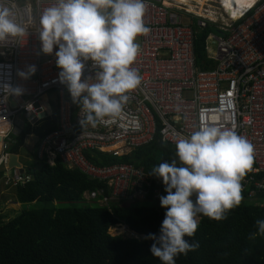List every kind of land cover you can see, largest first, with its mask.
<instances>
[{"label":"built area","instance_id":"1","mask_svg":"<svg viewBox=\"0 0 264 264\" xmlns=\"http://www.w3.org/2000/svg\"><path fill=\"white\" fill-rule=\"evenodd\" d=\"M144 24L149 31L136 38L140 50L132 67L138 70L141 84L128 93V101L116 118H105L96 127H83L84 113L74 103L68 87L59 79L54 46L51 55L42 52L39 19L55 0H0L17 12V22L27 35L0 43V166L1 185L7 189L25 185L31 177L24 168H8L9 148L29 127L56 116L55 129L36 140L34 159L52 166L57 160L68 170L77 171L100 188L85 193L86 201L130 206H161L166 196L161 178L149 175L142 167L114 164L98 167L85 156L98 153L122 158L153 143L157 137L176 148L175 141L189 137L201 121L234 129L254 147V164L242 178V200L264 207V0L244 10L230 23L217 25L208 45H215L209 57L216 65L210 71L195 67L194 42L198 30L207 23L217 24L216 16L205 12L198 30L185 24L179 10L172 11L166 0H144ZM82 81L95 79L98 68L84 62ZM35 65L36 72L22 79L18 71ZM21 88V95H7L3 85ZM52 92L53 102L40 98ZM22 115V117H20ZM195 200V197H192ZM198 222L199 218L197 216Z\"/></svg>","mask_w":264,"mask_h":264},{"label":"clouds","instance_id":"2","mask_svg":"<svg viewBox=\"0 0 264 264\" xmlns=\"http://www.w3.org/2000/svg\"><path fill=\"white\" fill-rule=\"evenodd\" d=\"M14 8L0 3V43L28 34L17 22ZM145 11L144 0H55L41 13V50L51 55L58 46L59 79L84 113L80 120L83 129L96 127L106 117H118L128 93L141 84V76L132 65L140 50L136 38L149 31L144 24ZM89 60L99 70L94 80L82 81L84 62ZM35 72V65H31L17 74L28 79ZM3 90L17 96L23 91L9 84L3 85ZM175 144L178 160L161 162L149 174L161 178L167 192L160 197L161 207L167 209L160 234L145 237L154 241L150 251L162 264H176L178 255H187L199 246L184 239L194 237L198 215L220 221L239 206L241 180L254 164L251 142L234 129L204 121ZM255 225L257 232L249 239L264 236V219L256 220Z\"/></svg>","mask_w":264,"mask_h":264},{"label":"trees","instance_id":"3","mask_svg":"<svg viewBox=\"0 0 264 264\" xmlns=\"http://www.w3.org/2000/svg\"><path fill=\"white\" fill-rule=\"evenodd\" d=\"M184 15L186 22L194 27L197 19ZM214 26L208 23L196 34L194 58L198 70L215 68L216 63L206 52ZM55 127L56 116L52 114L39 121L33 130L27 127L15 138V145L8 152L19 155L26 137L32 135L39 141ZM175 153L174 146L157 137L150 145L126 157L98 153H86L85 156L98 167L128 164L150 173L161 162L178 160ZM28 174L30 182L12 188V197L22 206L40 204L41 207L22 209L5 223L0 219V264H162L150 251L154 241L145 237L149 233L160 234L166 208L151 204H111L108 208L86 201L83 195L101 185L77 171L68 170L57 160L51 167L40 163L36 171ZM74 202L80 204L59 206ZM226 217L216 221L198 215L194 237L185 236L184 239L189 243L198 242L199 246L187 255H178L176 264H264V236L249 239L251 233L257 232L256 220L264 219V207L241 202ZM123 226L139 239L109 234L113 227L114 234H122Z\"/></svg>","mask_w":264,"mask_h":264},{"label":"rangeland","instance_id":"4","mask_svg":"<svg viewBox=\"0 0 264 264\" xmlns=\"http://www.w3.org/2000/svg\"><path fill=\"white\" fill-rule=\"evenodd\" d=\"M166 1H167V4L169 5V8L172 11L179 10L180 12H187L188 14H190L192 16H195V15H193L194 12H196V14H203V13L207 12V13L211 14L212 16H218V19H219L218 21H220V16L218 14L220 12H223L224 9L230 13L232 11V9L233 10L234 9L239 10L240 9L239 5L244 6L247 3H249L247 0H241V2H238L237 0H219V3L222 7L221 8L218 6L217 0H166ZM179 16L181 17V19L184 22L187 21L186 17L183 14H179ZM195 17H197V16H195ZM208 49H209L210 56L213 57L215 55L216 51H215V45H213L212 42H209ZM53 99H54L53 93L50 92V93L46 94L45 96L41 97L40 102L41 103H46L47 101L53 102ZM20 117H22V115ZM33 151H34L33 142L32 141H26L23 143V146H22L20 153L18 155L20 157L19 162L21 163V165H23V168L26 171H28V173L36 171L40 166V163L34 159V152ZM9 193L12 195L11 191ZM76 204L78 205V204H80V202L62 203V204H59V206L67 207V206H73ZM40 207H41L40 204H37L34 207H32V205H25V206H22L19 211H8L7 210L4 213L0 211V219L2 220V223H5L9 220L14 219L15 216L17 214H19V212L22 209L40 208ZM113 228H111L109 230V234L111 236H122L123 238H137V239H139V237L136 234L128 231L125 226H123L124 230H123V233L120 235L114 234Z\"/></svg>","mask_w":264,"mask_h":264},{"label":"crops","instance_id":"5","mask_svg":"<svg viewBox=\"0 0 264 264\" xmlns=\"http://www.w3.org/2000/svg\"><path fill=\"white\" fill-rule=\"evenodd\" d=\"M238 2H241V0H237ZM249 3L248 4H252V2H254V1H256V0H247ZM258 1H260V0H258ZM257 1V2H258ZM240 6V8L241 7H244V6H246V5H244V6H241V5H239ZM236 11L237 10H233L232 9V11L230 12V14H232V15H234V16H236ZM187 14V15H190V14H188L187 12H179V14ZM219 16H220V21H218L219 19H218V16H216V18H217V24H214L215 26H214V31H213V34H211V35H216V27H217V25H223V24H229L230 23V21L228 20L229 18H228V15H227V13L225 12V11H223V12H220L219 14H218ZM185 17H186V15H184ZM192 16V15H191ZM192 17H195V16H192ZM197 20H196V22L199 20V17H195ZM195 22V26L193 27L195 30H198L199 28L197 27V23ZM209 23V22H208ZM207 23V24H208ZM185 24H187V25H189L187 22H185ZM213 24V23H212ZM190 26V25H189ZM192 27V26H191ZM199 31V30H198ZM198 31H197V33H198ZM210 37V36H209ZM206 48H207V45H206ZM208 51H209V49H208ZM207 52V51H206ZM208 56V55H207ZM209 57L211 58V56H210V54H209ZM208 57V58H209ZM51 113L53 114V110H52V107H51ZM24 132V131H23ZM22 132V133H23ZM27 139V140H26ZM34 140V141H33ZM36 138L34 137V136H32V135H30V136H28V137H26L25 138V140H24V142H26V141H32L33 142V144H34V151L36 150V148H37V142H36ZM26 145V144H25ZM0 151H1V149H0ZM33 151V152H34ZM18 158H17V162L21 165V163L19 162V160H20V157L19 156H17ZM23 165H21V167H22ZM23 168V167H22ZM3 171V167H1L0 166V181H1V178H2V172ZM1 183V182H0ZM10 190L11 189H7V188H5V187H3L1 184H0V211L1 212H5V211H19L20 209H21V207H22V205L21 204H19V203H15L14 202V199H13V197H12V195L9 193L10 192ZM11 208V209H10Z\"/></svg>","mask_w":264,"mask_h":264},{"label":"bare ground","instance_id":"6","mask_svg":"<svg viewBox=\"0 0 264 264\" xmlns=\"http://www.w3.org/2000/svg\"><path fill=\"white\" fill-rule=\"evenodd\" d=\"M258 0H256V1H254V2H252V4H246V7H241L239 10H237L236 11V16H234V15H232V14H230L229 12H227V10H225L224 8V11L227 13V15L229 16V17H231V18H233L234 20L235 19H237L239 16H240V14L244 11V10H246L247 8H251V7H253L255 4H256V2H257ZM217 4H218V6L219 7H221V5H220V3H219V0H217ZM222 8V7H221ZM0 132H2V129L0 128Z\"/></svg>","mask_w":264,"mask_h":264},{"label":"water","instance_id":"7","mask_svg":"<svg viewBox=\"0 0 264 264\" xmlns=\"http://www.w3.org/2000/svg\"><path fill=\"white\" fill-rule=\"evenodd\" d=\"M8 168H11V169L16 168V169H19V172H23V170L21 169V165L17 163V157L15 155H9Z\"/></svg>","mask_w":264,"mask_h":264}]
</instances>
